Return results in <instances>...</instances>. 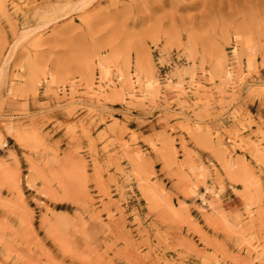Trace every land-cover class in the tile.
I'll return each instance as SVG.
<instances>
[{
  "label": "rangeland",
  "instance_id": "1",
  "mask_svg": "<svg viewBox=\"0 0 264 264\" xmlns=\"http://www.w3.org/2000/svg\"><path fill=\"white\" fill-rule=\"evenodd\" d=\"M0 264H264V0H0Z\"/></svg>",
  "mask_w": 264,
  "mask_h": 264
},
{
  "label": "crops",
  "instance_id": "2",
  "mask_svg": "<svg viewBox=\"0 0 264 264\" xmlns=\"http://www.w3.org/2000/svg\"><path fill=\"white\" fill-rule=\"evenodd\" d=\"M230 192V191H229ZM240 201L237 196L233 195L231 197H228L225 199L224 204L220 208V210H223L226 213H235L237 212V209L240 208Z\"/></svg>",
  "mask_w": 264,
  "mask_h": 264
}]
</instances>
